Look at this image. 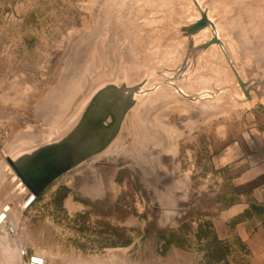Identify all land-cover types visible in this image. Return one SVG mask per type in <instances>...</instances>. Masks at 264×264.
<instances>
[{
  "label": "rangeland",
  "instance_id": "obj_1",
  "mask_svg": "<svg viewBox=\"0 0 264 264\" xmlns=\"http://www.w3.org/2000/svg\"><path fill=\"white\" fill-rule=\"evenodd\" d=\"M112 99L106 139L46 160L21 206L7 157ZM248 114L264 125V0H0V263L248 264L214 228L232 193L219 126Z\"/></svg>",
  "mask_w": 264,
  "mask_h": 264
},
{
  "label": "crops",
  "instance_id": "obj_2",
  "mask_svg": "<svg viewBox=\"0 0 264 264\" xmlns=\"http://www.w3.org/2000/svg\"><path fill=\"white\" fill-rule=\"evenodd\" d=\"M246 116L231 129L219 126L214 167L230 170L232 193L230 202L221 204L214 228L219 238H226L232 224L244 244L247 263L264 264V125Z\"/></svg>",
  "mask_w": 264,
  "mask_h": 264
},
{
  "label": "water",
  "instance_id": "obj_3",
  "mask_svg": "<svg viewBox=\"0 0 264 264\" xmlns=\"http://www.w3.org/2000/svg\"><path fill=\"white\" fill-rule=\"evenodd\" d=\"M204 23L205 19H201L196 23V26L202 25ZM121 101V99H112L110 101L107 100L104 107H101V105L100 107L90 108L88 110L89 113H86L82 116V118L84 119L81 123L82 127L80 129L76 128L66 138L62 139L59 142H56L52 146L46 147L45 149L37 152L32 156L18 159L22 165L30 163L28 171L31 173V175L29 177L21 172L15 165L12 157L8 156L7 161L9 165L17 173L16 176L26 185L28 189L27 193L31 192L32 194H37L40 186L48 179V175H37L38 172H42L40 166L48 163L46 162V160L52 161L53 158H55L56 160H60L62 159L64 152L70 151L73 153L76 148L88 149L91 146H95L99 142H102V140H105L107 134V116L115 109L113 108V105L115 103L117 106H121ZM57 168H60V166H58ZM25 196L27 195L25 194L24 198ZM30 199L31 198H29L28 200ZM8 207L9 204H5V208L8 209ZM1 214L2 216H4L3 213Z\"/></svg>",
  "mask_w": 264,
  "mask_h": 264
},
{
  "label": "bare ground",
  "instance_id": "obj_4",
  "mask_svg": "<svg viewBox=\"0 0 264 264\" xmlns=\"http://www.w3.org/2000/svg\"><path fill=\"white\" fill-rule=\"evenodd\" d=\"M103 7V6H102ZM103 71V70H102ZM101 72V71H100ZM106 72V71H105ZM100 74V73H99ZM98 74V75H99ZM141 92V91H140ZM139 94V93H138ZM141 95V94H140ZM140 99V98H139ZM73 111V110H72ZM72 113V112H71ZM62 122V121H61ZM55 128V127H54ZM13 159V158H12ZM14 160V162H15V165L17 166V168H19V170L21 171V172H23L24 174H26V176H30L31 175V173L28 171V169H29V166H30V163H28V164H21L20 163V161L17 159V160H15V159H13ZM7 165V164H6ZM8 170H10L9 168H7ZM12 170L11 171H13V172H11V173H13L12 174V176H13V178H15V179H17V182L16 183H20V179L19 178H16V172L14 171V169L13 168H11ZM5 177V176H4ZM2 179V178H1ZM1 182V181H0ZM2 183V182H1ZM1 185V184H0ZM26 187V185L23 183V184H21L20 183V185H19V189H21V190H23L24 192H23V196L26 194L27 196H25V198H24V200H22V198H21V201H20V204H21V206H22V201L24 202L25 200H28L29 198H32V196H33V194L31 193V192H29V193H27L28 192V189H26L25 188ZM3 189V188H2ZM1 189V190H2ZM8 194V193H7ZM4 197H5V195H3ZM3 197V198H4ZM10 200V199H9ZM8 199L6 200V202L7 201H9ZM5 201L4 202H2V205H1V207H0V226H5V225H8L10 222H8V219H9V211H7L6 209H5V204H8V203H6ZM1 204V203H0ZM21 206H19L20 208H21ZM18 210H19V208H18ZM17 210V211H18ZM16 211V212H17ZM21 211V210H20ZM20 211H18V212H20ZM17 212V213H18ZM1 213H3L4 214V216H2V214ZM21 213V212H20ZM20 215V214H19ZM9 230V229H8ZM8 244V243H7ZM0 247H1V245H0ZM5 247V246H4ZM3 247V248H4ZM2 248V249H3ZM1 249V248H0ZM1 249V250H2ZM5 249V248H4ZM1 250H0V252H1ZM7 251V250H6ZM22 251H25V250H22ZM4 253H5V251H3ZM11 252V251H10ZM21 253V252H20ZM22 254V260H24V261H26V264H42L41 263V261H40V259H38L37 258V256H36V254L34 253L33 255H31V252L28 250L27 251V253H25V254H23V252L21 253ZM1 257H2V260L4 259L3 258V256L5 255H3L2 254V252H1ZM3 255V256H2ZM7 255V254H6ZM8 256V255H7ZM11 256H12V253H11ZM11 259H13V258H11ZM21 259V258H20ZM15 260V259H14ZM14 260L12 261V262H14ZM8 262V261H7ZM21 262V261H20ZM2 264L4 263V262H1ZM0 263V264H1ZM16 263V262H15Z\"/></svg>",
  "mask_w": 264,
  "mask_h": 264
}]
</instances>
